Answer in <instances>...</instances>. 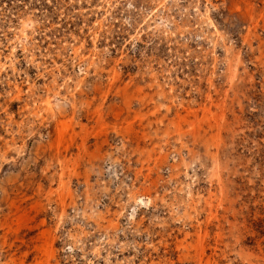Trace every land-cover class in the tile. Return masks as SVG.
I'll use <instances>...</instances> for the list:
<instances>
[{
    "label": "rangeland",
    "instance_id": "rangeland-1",
    "mask_svg": "<svg viewBox=\"0 0 264 264\" xmlns=\"http://www.w3.org/2000/svg\"><path fill=\"white\" fill-rule=\"evenodd\" d=\"M0 264H264V0H0Z\"/></svg>",
    "mask_w": 264,
    "mask_h": 264
}]
</instances>
